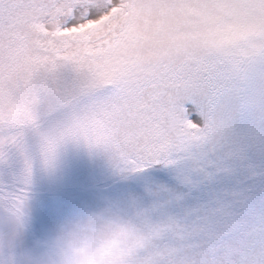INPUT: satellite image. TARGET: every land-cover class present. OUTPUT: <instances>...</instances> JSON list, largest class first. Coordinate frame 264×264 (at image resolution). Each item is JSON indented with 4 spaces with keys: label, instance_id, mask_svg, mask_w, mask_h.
Masks as SVG:
<instances>
[{
    "label": "snow or ice",
    "instance_id": "6c2138e0",
    "mask_svg": "<svg viewBox=\"0 0 264 264\" xmlns=\"http://www.w3.org/2000/svg\"><path fill=\"white\" fill-rule=\"evenodd\" d=\"M0 264H264V0H0Z\"/></svg>",
    "mask_w": 264,
    "mask_h": 264
}]
</instances>
